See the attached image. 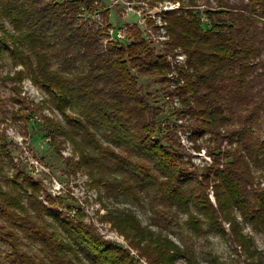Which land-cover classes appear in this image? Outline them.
I'll use <instances>...</instances> for the list:
<instances>
[{"label":"trees","instance_id":"trees-1","mask_svg":"<svg viewBox=\"0 0 264 264\" xmlns=\"http://www.w3.org/2000/svg\"><path fill=\"white\" fill-rule=\"evenodd\" d=\"M93 1L0 0V61L7 55L11 68H22L0 76L3 86L10 85L8 99L24 105L17 86L24 78L43 92L40 107L56 112L61 123L42 116L38 132L58 148L68 142L77 160L66 165L74 173L85 170L100 194L134 204L150 196V207L185 214L198 237L225 236L227 223L229 239L246 252L245 264H262L241 225L264 231V0H215V6L206 0L204 12L193 8L200 6L196 0H150L179 3L163 17L165 53L186 56L175 66L178 106L168 114L137 82V76L168 82L165 54L155 53L139 32L132 43L104 44L102 28L77 23L80 9L90 10ZM179 131L192 144L205 138L211 159L201 172L183 152ZM16 175L37 194V184ZM4 201L17 212L2 211L4 217L23 216L25 230L41 244L36 257L19 252L13 241L10 264H133L127 250L105 241L78 214L61 222L33 196L26 207L16 196ZM30 211L35 220L44 212L57 221L62 236L30 220ZM102 218L148 264L183 257L182 247L142 226L130 209L107 210Z\"/></svg>","mask_w":264,"mask_h":264},{"label":"rangeland","instance_id":"rangeland-1","mask_svg":"<svg viewBox=\"0 0 264 264\" xmlns=\"http://www.w3.org/2000/svg\"><path fill=\"white\" fill-rule=\"evenodd\" d=\"M94 1L96 3L93 2L89 7L100 11L101 22L95 21L91 25L99 29L104 27L107 17L114 25L133 21V14L129 13L127 17L125 15V4H136L145 0ZM182 1L184 5L188 2V0ZM205 1L196 0V4L200 6L193 8L196 11L204 12L206 9ZM213 1L215 0H210L211 4L215 6ZM244 2L247 3L248 0H244ZM147 3L152 6V13L159 15L161 19L165 16L164 12L161 13L160 10L163 5L168 4L167 1L152 4L150 0H147ZM156 8H160V10L158 11ZM201 15L203 14L201 13ZM76 19L77 23H81L78 20V15ZM4 24L9 29L7 22L4 21ZM136 34L137 30L132 31L134 38H136ZM0 64L1 77L13 70H22L19 66L11 68L7 55L1 59ZM137 82L142 86L145 93L151 94V103L154 107H160L165 114H168L169 107H175L171 106L169 100H166V95L171 90L168 84L159 83L152 78L143 76H137ZM9 86L8 84L3 86L0 82V190L5 195L4 197L0 196V235L2 236L0 237V264H10V260L14 258V256H11L12 247L10 246L13 241L18 245L19 252L36 257L40 255L38 250L41 244L38 241V236L25 230L23 216L15 220L7 219L2 214V211L17 213L16 210L7 207L4 201L7 197L13 196H16L20 204L25 207L33 196L39 206H42L46 212L55 211L60 214L61 222L73 221L77 214L80 215L83 222L92 226V228L94 227L95 232L105 241L127 250L133 257V264H148V260L141 257L136 249L131 248L125 237L113 229L107 220H103L102 217L107 210L130 209L135 213L142 226L167 235L173 243L182 247L183 250V257L178 258L175 264L246 263V252L234 244L227 235L229 229L227 223L222 224L226 233L225 236L212 233L206 235V237H198L185 224V214L166 210L157 205H155L156 207H150L148 203L150 196L145 195V199L140 204H134L124 197L110 198L105 197L102 193L100 194L90 184V179L85 170L79 169L74 173L70 170L69 165H66L65 162L69 158L75 162L77 160V154L73 151L72 146L66 142L58 148L56 144L50 142L51 138L38 132L42 127V116L61 123V117L56 112L48 109L46 105L40 107L41 101L45 99L43 92L27 79H22L17 86L20 88L19 97L22 98L24 105L19 107L8 99L11 95ZM259 126L261 129L264 126V113H262ZM177 135L180 144L183 146V152L201 172L211 159L204 152V147L207 144L205 138L192 144L187 142L186 137L180 131ZM2 142L4 143V151L1 148ZM194 144L202 147L199 153L194 151ZM17 173L27 176L30 183L38 185L37 194H33L28 187L19 185L21 179L17 178ZM257 173L258 171H255V175ZM150 195L152 194L150 193ZM210 199L212 198L210 197ZM41 215L42 219L35 220L33 212L30 211L29 217H31L30 220L37 221V225L53 230L62 236L57 225L58 222L46 216L44 212ZM46 223L50 225L47 226ZM241 226V232L246 235L247 239H250L253 248L256 249L257 253H260L262 264H264V231H254L249 225ZM41 262L47 264L44 260Z\"/></svg>","mask_w":264,"mask_h":264},{"label":"built area","instance_id":"built-area-1","mask_svg":"<svg viewBox=\"0 0 264 264\" xmlns=\"http://www.w3.org/2000/svg\"><path fill=\"white\" fill-rule=\"evenodd\" d=\"M146 1V2H145ZM134 3H126L125 15L126 17L129 13L133 14L132 17L134 18L133 21L124 22L121 24L114 25L113 22L111 23L106 18V23L104 27L101 29V36L102 42L105 43H112V44H129L136 41V38L133 37L132 31L137 30L139 32V36L150 46L155 48V53L165 54V61L170 66V72L167 74L168 86L170 87L169 93L166 95V100H169L171 106H178V99L175 94L176 92V85H174L173 79L177 76V72L175 69L176 65H184L185 63V54L180 52L175 53H165L163 47L164 41L167 39L165 35L164 25L165 22L163 18H159V15H156L154 12L152 13V6L147 3V0ZM96 3V1H93ZM177 2H168V4L163 5L162 9L156 8V10H160L161 13L169 12L177 7H179V3ZM142 5V6H140ZM160 13V14H161ZM101 13L98 9H86V7H82L78 13V20L82 23L83 21L87 22L88 24L101 22ZM201 22H207L205 15L200 16ZM182 83V81H180Z\"/></svg>","mask_w":264,"mask_h":264}]
</instances>
